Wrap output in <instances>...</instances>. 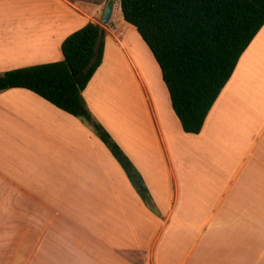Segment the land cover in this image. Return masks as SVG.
<instances>
[{"label": "crops", "instance_id": "0c3cea01", "mask_svg": "<svg viewBox=\"0 0 264 264\" xmlns=\"http://www.w3.org/2000/svg\"><path fill=\"white\" fill-rule=\"evenodd\" d=\"M102 6L0 0V73L60 61L69 34L103 27L102 63L82 96L141 174L154 209L83 121L29 90H4L0 264H264V24L192 134L161 72L153 84L160 69L147 45L114 4L99 22ZM132 91L152 127L120 137L101 112L108 93Z\"/></svg>", "mask_w": 264, "mask_h": 264}, {"label": "trees", "instance_id": "16d2710c", "mask_svg": "<svg viewBox=\"0 0 264 264\" xmlns=\"http://www.w3.org/2000/svg\"><path fill=\"white\" fill-rule=\"evenodd\" d=\"M125 22L152 53L170 104L186 133L200 132L236 64L264 24V0H119ZM105 31L92 22L61 44L62 60L0 73V92L23 88L90 124L82 96L102 63ZM94 132L124 170L144 203L154 209L134 164L110 134Z\"/></svg>", "mask_w": 264, "mask_h": 264}, {"label": "rangeland", "instance_id": "374dc122", "mask_svg": "<svg viewBox=\"0 0 264 264\" xmlns=\"http://www.w3.org/2000/svg\"><path fill=\"white\" fill-rule=\"evenodd\" d=\"M84 1L103 5L102 8L100 9L99 14L96 17V19L99 22H101L103 10L108 0H84ZM118 7H119L118 0H114V13L115 12L118 13V11H120ZM122 31L126 37L125 40L128 46H130L131 48H134L135 46L138 45L135 34L131 29H122ZM139 39H141V37ZM152 82L156 87H158L160 83V71L159 72L157 71V75H155L154 79H152ZM161 83H162L161 85H163L161 87H163L167 93V89L165 85L163 84L162 80H161ZM133 87L131 88L133 89ZM102 110L104 111V112H101L102 117L104 118V120H107L110 123L109 126L111 127V129L114 131V133H116L120 137H122L125 132L126 133L132 132L133 134H136L139 128H141L142 135H144V132L148 134L151 130L152 126H151L149 115L147 113L148 112L147 108L144 107V104H142L141 102L140 96L134 93V91H132L129 96L127 94H122V92L108 93V95L105 98V102H104ZM91 115L93 118V122H91L90 124L86 122H83V123H85V125H87L91 129L94 135L97 137V135L94 132V128L96 127V124H98L102 126L110 134L112 139L118 144L114 136L104 126V124L98 119V117H96L93 113H91ZM93 123L95 124V126L92 125ZM108 151L110 152L109 149Z\"/></svg>", "mask_w": 264, "mask_h": 264}, {"label": "water", "instance_id": "95a60500", "mask_svg": "<svg viewBox=\"0 0 264 264\" xmlns=\"http://www.w3.org/2000/svg\"><path fill=\"white\" fill-rule=\"evenodd\" d=\"M113 4H114V0H108V2L105 5L104 11H103V15H102V19H101V23L103 25H105L112 13V9H113ZM93 126H95V124H92Z\"/></svg>", "mask_w": 264, "mask_h": 264}]
</instances>
